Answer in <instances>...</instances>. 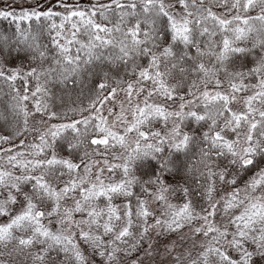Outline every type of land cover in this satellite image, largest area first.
<instances>
[{"label": "snow or ice", "instance_id": "1", "mask_svg": "<svg viewBox=\"0 0 264 264\" xmlns=\"http://www.w3.org/2000/svg\"><path fill=\"white\" fill-rule=\"evenodd\" d=\"M0 22V264H264V0Z\"/></svg>", "mask_w": 264, "mask_h": 264}, {"label": "trees", "instance_id": "2", "mask_svg": "<svg viewBox=\"0 0 264 264\" xmlns=\"http://www.w3.org/2000/svg\"><path fill=\"white\" fill-rule=\"evenodd\" d=\"M81 2L86 4V3H88V0H85V1L82 0ZM5 27H7L6 22H0V30H2ZM57 110H59V109H57ZM29 140H31V137H29ZM0 150H2V149H0ZM117 203H119V201H117ZM0 220L2 221V223L4 222V220L2 218H0Z\"/></svg>", "mask_w": 264, "mask_h": 264}, {"label": "rangeland", "instance_id": "3", "mask_svg": "<svg viewBox=\"0 0 264 264\" xmlns=\"http://www.w3.org/2000/svg\"><path fill=\"white\" fill-rule=\"evenodd\" d=\"M81 1H82V0H81ZM83 1H85V0H83ZM123 98H124V97H123V94H121V95H120V97H119V99H121V100H122ZM141 99H142V98H141ZM117 103H119V100H118V102H117ZM117 111H118V108H117ZM101 166H102V165H101ZM107 175H108V173H107V172H105V176H107ZM76 219H80V217H79V216H77V217H76ZM0 223H2V221H1V220H0Z\"/></svg>", "mask_w": 264, "mask_h": 264}]
</instances>
